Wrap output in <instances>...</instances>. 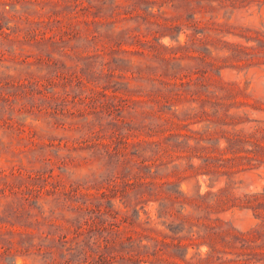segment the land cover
<instances>
[{
  "label": "rangeland",
  "instance_id": "rangeland-1",
  "mask_svg": "<svg viewBox=\"0 0 264 264\" xmlns=\"http://www.w3.org/2000/svg\"><path fill=\"white\" fill-rule=\"evenodd\" d=\"M88 255L264 264V0H0V264Z\"/></svg>",
  "mask_w": 264,
  "mask_h": 264
},
{
  "label": "trees",
  "instance_id": "trees-1",
  "mask_svg": "<svg viewBox=\"0 0 264 264\" xmlns=\"http://www.w3.org/2000/svg\"><path fill=\"white\" fill-rule=\"evenodd\" d=\"M34 186V188L32 189L36 194H34V197L35 198H38V197H40L41 195H42V193H43V191L45 190V187L46 186H38V185H33ZM30 197V196H29ZM29 197H26V199H29ZM167 199H172V200H175V201H179L178 200V196H176L175 198H172V197H168ZM168 217H172V218H177V219H180V217L178 216H175L172 212H168ZM173 221H175V220H173ZM187 221V220H186ZM86 223L89 225L90 223H89V221L87 220L86 221ZM113 226V228H114V226H115V224H113L112 225ZM169 226H170V229H171V231H173V232H175V229L176 228H174V226H172V224H169ZM113 230V229H112ZM119 230V229H118ZM176 233V232H175ZM178 233V232H177ZM62 239H67V235H64V236H62L61 237ZM123 241H126V242H128V243H131V244H134V240H133V238H132V236H124V238L122 239ZM164 244H166V242L165 241H162ZM96 243H98L99 245L101 244V242H100V239L98 240V239H96ZM108 244V243H107ZM106 244V245H107ZM141 244V243H140ZM145 247H146V245H144ZM209 246H210V248H211V250L212 251H216V247L213 245V244H209ZM142 251V250H141ZM155 252L152 254L153 256L155 255H157V253L159 252V251H163V248L161 249V248H158V249H155L154 250ZM82 252H85L84 250L82 251ZM139 253H141V252H139ZM163 253H165L164 251H163ZM90 256L88 255V257H86V259L85 260H83L82 261V263L81 264H89V263H91L89 260H87L88 258H89ZM99 257H100V259L102 260V259H104V256L102 255V254H100L99 255ZM159 259H157L158 261H161V262H165V263H167V264H179V263H176V261L175 262H173V261H169L168 260V258H165V257H158Z\"/></svg>",
  "mask_w": 264,
  "mask_h": 264
}]
</instances>
